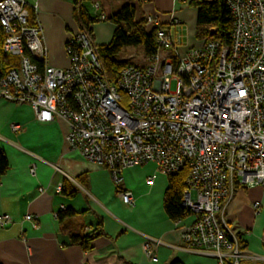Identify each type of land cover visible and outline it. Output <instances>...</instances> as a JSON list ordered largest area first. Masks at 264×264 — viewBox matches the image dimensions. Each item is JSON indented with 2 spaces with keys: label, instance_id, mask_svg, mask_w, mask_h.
I'll list each match as a JSON object with an SVG mask.
<instances>
[{
  "label": "built area",
  "instance_id": "1",
  "mask_svg": "<svg viewBox=\"0 0 264 264\" xmlns=\"http://www.w3.org/2000/svg\"><path fill=\"white\" fill-rule=\"evenodd\" d=\"M227 4L233 15L229 45L202 41L182 55L168 28L161 29L158 50L146 65H128L111 84L90 33L70 34L65 44L69 67H52L41 28L29 25L27 3L0 0L3 52L20 60L0 81V99L29 105L39 122L64 121L68 148L108 170L125 205L135 204L133 193L122 189L127 169L153 165L168 178L186 171L181 205L191 223L184 242L221 264H241L246 253L223 214L236 188H264V0ZM144 20L147 29L161 27L154 16ZM181 23L171 18L169 27ZM154 181L151 176L148 184ZM14 222L0 215L1 229ZM161 244L145 242L154 261Z\"/></svg>",
  "mask_w": 264,
  "mask_h": 264
},
{
  "label": "crops",
  "instance_id": "2",
  "mask_svg": "<svg viewBox=\"0 0 264 264\" xmlns=\"http://www.w3.org/2000/svg\"><path fill=\"white\" fill-rule=\"evenodd\" d=\"M24 1L34 27L42 30L49 65L67 69L70 61L65 44L70 34L81 30L74 17L76 0ZM196 1L85 0L82 5L92 18H108L132 3L137 10L135 21L154 16L160 26L168 28L184 55L200 43L195 38L198 10L191 6ZM171 18L180 20L181 25L169 27ZM92 29L95 44L102 46L111 42L117 26L106 20ZM67 130L60 119L42 123L29 105L0 99V147L9 162L0 181V215L15 220L10 227L0 228L1 264H169L175 259L183 264H221L207 251L191 250L184 242L183 232L190 219L173 222L167 216L168 177L157 174L153 165L127 169L122 189L133 193L135 204L125 205L111 173L68 148ZM151 176H155L153 185L148 184ZM65 182L78 189L75 198L61 195ZM67 209L76 215L60 222L58 212ZM27 215L36 219L27 221ZM223 217L247 245L241 264H264V188L239 187L230 192ZM218 218L222 220V214ZM98 224L104 235L92 242V251L70 245L72 236L98 234ZM147 239L162 241L156 261L145 250Z\"/></svg>",
  "mask_w": 264,
  "mask_h": 264
},
{
  "label": "trees",
  "instance_id": "3",
  "mask_svg": "<svg viewBox=\"0 0 264 264\" xmlns=\"http://www.w3.org/2000/svg\"><path fill=\"white\" fill-rule=\"evenodd\" d=\"M82 1L76 0L75 19L80 23L81 30L90 33L93 36L92 27L99 22V17L92 18ZM191 6L198 10L195 38L202 42H218L220 46L229 45L231 42V32L233 28V15L228 7L227 0H198L192 2ZM136 7L132 4H126L116 14L106 18L117 26L112 40L107 45L97 46V54L103 64L105 77L111 84H116L122 71L128 65H135L129 61L119 58L120 54L127 48L140 47L146 58L154 55L158 50L157 31L165 29L164 26L157 28H146L144 19L135 21ZM31 17V15H30ZM29 25L34 26L29 18ZM94 37V36H93ZM5 34L0 24V81H2L8 72L20 65L19 58L8 56L3 52ZM43 65L41 64V67ZM9 170V162L5 152L0 147V181ZM187 172L184 171L176 176L169 178V187L165 194L164 208L167 216L173 222H180L190 217V213L182 207L183 191L186 187ZM78 189L71 183L65 182L61 189V195L67 198H75ZM71 209L60 211L57 218L62 222L67 217L75 216ZM101 224L96 229L98 234L92 236L75 235L71 237L70 245H78L85 252L92 251V242L104 233L101 231ZM239 248L246 250L247 245L239 239ZM1 264V263H0ZM169 264H183L180 260H173Z\"/></svg>",
  "mask_w": 264,
  "mask_h": 264
},
{
  "label": "rangeland",
  "instance_id": "4",
  "mask_svg": "<svg viewBox=\"0 0 264 264\" xmlns=\"http://www.w3.org/2000/svg\"><path fill=\"white\" fill-rule=\"evenodd\" d=\"M119 58L125 61H129L141 67L146 65V59H147L143 52V49L140 47L128 48L127 50H124L120 54ZM176 88H177L176 81H172L171 91L174 92Z\"/></svg>",
  "mask_w": 264,
  "mask_h": 264
}]
</instances>
